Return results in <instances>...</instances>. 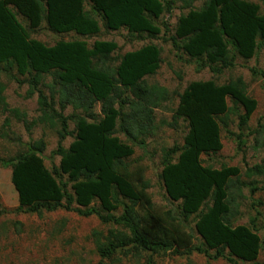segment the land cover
<instances>
[{
	"label": "trees",
	"instance_id": "obj_1",
	"mask_svg": "<svg viewBox=\"0 0 264 264\" xmlns=\"http://www.w3.org/2000/svg\"><path fill=\"white\" fill-rule=\"evenodd\" d=\"M198 1L0 0V75L26 83L28 96L37 94L39 115L27 123L18 110L10 109L1 78L0 111L21 118L27 131L46 125L58 137L50 158L59 160L50 168L43 157V139L25 143V149L10 158H0V165L10 168L17 212L41 215L63 209L112 225L106 234L92 232L101 261L118 253L179 257L197 253L229 264H261L259 218H250L247 225L235 221L242 189L248 187L253 195L259 190L253 178L264 183V158L246 167L243 175L249 183L241 180L238 167L214 168L202 159L222 150L221 131L233 116L239 133L228 134L238 150L244 146L242 131L257 102L247 94L242 77L224 83L192 81L175 93L172 121L182 120L187 131L181 145L161 151L158 179L171 207L159 210L147 192L145 169L128 160L135 147L146 148V140L157 129L155 111L170 101L166 88L146 81L160 68L161 50L149 43L119 55L114 41L88 45L81 39L97 35L100 23L108 31L125 30L130 40L161 38L170 42L179 59L185 57L197 72L208 69L214 77L234 69L237 60L246 62L264 51V13L258 4L203 0L196 7ZM177 3L181 14L170 30L163 17ZM40 30L73 33L79 39L61 38L46 45L30 37ZM46 77L52 83H46ZM68 108L71 112L65 115ZM250 133L255 135V148L264 152V113ZM67 137L72 141L64 147ZM190 224L195 234L188 230Z\"/></svg>",
	"mask_w": 264,
	"mask_h": 264
},
{
	"label": "rangeland",
	"instance_id": "obj_2",
	"mask_svg": "<svg viewBox=\"0 0 264 264\" xmlns=\"http://www.w3.org/2000/svg\"><path fill=\"white\" fill-rule=\"evenodd\" d=\"M176 1V0H175ZM203 0L198 1L195 6L199 7ZM260 6L264 13V3L261 0H249ZM175 5L170 15H165L163 21L171 30L176 19L181 14ZM87 8V5L85 6ZM168 36L170 33L167 34ZM46 45H53L56 41L79 39L73 33L55 35L46 30H40L30 35ZM88 45L94 41H114L118 46L116 54L136 50L143 45L153 43L161 50V64L155 75L146 78L148 84H156L164 87L170 93V101L162 104L155 111L157 129L154 134L146 140L144 150L134 148V155L128 160L145 169V178L149 182L148 193L152 202L161 209H168L171 203L166 200L164 191L160 185L158 175L161 170V151L173 145H181L187 131L186 124L178 120L176 124L172 121V111L176 107L178 99L175 93H181L188 83L192 81H205L216 79L218 83H224L229 79L242 77L246 84L247 94L257 102V108L251 116L247 127L242 131L244 134V146L238 150L236 140L228 133L238 134V121L232 117L227 129L221 131L222 150L214 156H202L205 165L219 168L221 165L235 166L241 171V180L249 183L243 175L246 167L258 164L264 158L262 149L255 148V135L250 133L257 126L260 116L264 113V51L260 50L257 55L249 61L237 60V65L232 70H226L220 76L214 77L208 69L197 72L192 62L185 57L179 59L175 54L170 42H164L161 38L155 40H130L125 30L108 31L100 23V31L90 38H81ZM254 70V72H253ZM14 74V72H13ZM5 84L4 97L10 109H16L20 115H24L27 123L35 120L38 115L37 94L28 96V85L17 84L15 81L0 75ZM21 79V78H20ZM45 82L52 83V79L45 78ZM47 95L49 91L40 87ZM58 105H55L57 109ZM99 113V106L95 108ZM71 112L68 108L64 114ZM8 121V127L5 126ZM73 124L69 123V130ZM121 140L124 137L118 134ZM43 139L46 149L43 153L45 165L50 168L57 164L59 158H50V153L55 150L57 135L55 129L46 125L36 124L27 131L21 118L17 119L8 112L0 111V158L7 159L25 149L24 144L29 141ZM72 141L67 137L63 145L67 147ZM259 190L253 195L248 187L242 189L244 198L238 200L240 215L235 224L247 225L249 219L257 216L258 234L262 239L263 248L260 252L258 262L264 264V183L261 178H253ZM260 203L259 205L257 203ZM17 195L10 182V168L0 165V264H229L223 259L211 260L203 255L192 253L187 257L174 256L169 253L161 255H147L142 253L136 255L133 252L127 254L118 253L112 259L100 260L96 253L93 231L102 234L112 227L103 225L95 216L82 217L74 212L63 209L55 212H43L41 215L17 212ZM259 213V216L256 213ZM119 214V213H118ZM188 230L195 234L193 224Z\"/></svg>",
	"mask_w": 264,
	"mask_h": 264
}]
</instances>
